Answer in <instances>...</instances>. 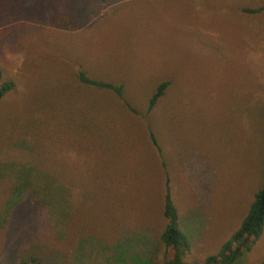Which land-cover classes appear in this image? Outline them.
Segmentation results:
<instances>
[{"label":"rangeland","instance_id":"obj_1","mask_svg":"<svg viewBox=\"0 0 264 264\" xmlns=\"http://www.w3.org/2000/svg\"><path fill=\"white\" fill-rule=\"evenodd\" d=\"M263 4L0 0V164L47 172L70 205L0 176V264H160L165 178L182 259L205 264L264 183V10L243 12ZM263 257L264 223L234 264Z\"/></svg>","mask_w":264,"mask_h":264},{"label":"trees","instance_id":"obj_2","mask_svg":"<svg viewBox=\"0 0 264 264\" xmlns=\"http://www.w3.org/2000/svg\"><path fill=\"white\" fill-rule=\"evenodd\" d=\"M264 10V4L259 7H248L243 9L244 13H256ZM78 81L83 85L94 87L96 89H105L113 91L118 97H121V87L108 82L96 81L87 78L83 72H78ZM167 87L166 82L159 83L150 98L147 101L146 110L149 111L160 99ZM12 88V83L3 79L0 70V98L3 97ZM150 141L156 146L152 134L148 133ZM0 176L7 178L12 186H18L25 189L30 194L34 204L39 208H48L54 214H60L59 208H67L70 205L65 200L67 188L56 181L52 175L45 171H40L29 164L7 163L0 164ZM65 202L66 204H62ZM247 212L239 223L238 227L231 235L221 243L217 250L204 259L205 264H234L240 257L247 253L253 242L259 237L264 223V183L253 192L252 200L249 203ZM163 228L159 235L160 243L163 247V257L160 264H188L183 261V254L189 249V243L186 235L178 226L179 215L177 209L173 206L170 193L165 178L163 199ZM15 264H42L36 256H28L19 259ZM140 264H146L141 262ZM256 264H264V257Z\"/></svg>","mask_w":264,"mask_h":264}]
</instances>
